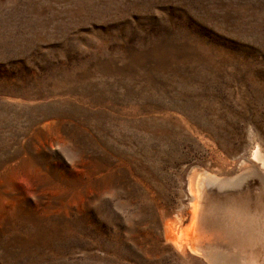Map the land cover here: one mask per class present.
Wrapping results in <instances>:
<instances>
[{"label":"rangeland","instance_id":"rangeland-1","mask_svg":"<svg viewBox=\"0 0 264 264\" xmlns=\"http://www.w3.org/2000/svg\"><path fill=\"white\" fill-rule=\"evenodd\" d=\"M0 264H264V0H0Z\"/></svg>","mask_w":264,"mask_h":264},{"label":"bare ground","instance_id":"bare-ground-1","mask_svg":"<svg viewBox=\"0 0 264 264\" xmlns=\"http://www.w3.org/2000/svg\"><path fill=\"white\" fill-rule=\"evenodd\" d=\"M200 177L203 178L202 181H204L205 183H207L209 185L212 183L216 184V185L219 184V181H218L219 179L218 180L215 179V177L210 175V174H207V173H205V174L199 173L198 174L197 173L195 175H192L190 178V191L193 194V196L191 195L192 203L190 205V208H191L190 209V221L191 222L189 223L188 227H184L185 229L183 231H181L179 235L173 233V231L169 227H167V229L165 230V238H166L167 242H169L175 248H180L182 244H186L188 246V248L191 250V252H195L194 238L192 235V227H193L195 211H196V206H197V201H198V194H197V190H196V181Z\"/></svg>","mask_w":264,"mask_h":264}]
</instances>
